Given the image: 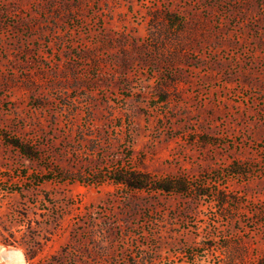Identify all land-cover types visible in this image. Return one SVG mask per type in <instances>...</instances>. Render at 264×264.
I'll list each match as a JSON object with an SVG mask.
<instances>
[{
  "label": "rangeland",
  "instance_id": "rangeland-1",
  "mask_svg": "<svg viewBox=\"0 0 264 264\" xmlns=\"http://www.w3.org/2000/svg\"><path fill=\"white\" fill-rule=\"evenodd\" d=\"M263 255L264 0H0V264Z\"/></svg>",
  "mask_w": 264,
  "mask_h": 264
},
{
  "label": "trees",
  "instance_id": "trees-1",
  "mask_svg": "<svg viewBox=\"0 0 264 264\" xmlns=\"http://www.w3.org/2000/svg\"><path fill=\"white\" fill-rule=\"evenodd\" d=\"M9 144L13 145L19 151L28 155L29 150L22 146L18 141H9ZM116 184L123 185L129 190H145L150 189L156 192L163 193H178L185 192L191 186L184 179L181 178H167V179H154L150 176L142 173H119L111 178ZM203 192L201 195H205ZM257 264H264V255L260 258Z\"/></svg>",
  "mask_w": 264,
  "mask_h": 264
},
{
  "label": "bare ground",
  "instance_id": "bare-ground-1",
  "mask_svg": "<svg viewBox=\"0 0 264 264\" xmlns=\"http://www.w3.org/2000/svg\"><path fill=\"white\" fill-rule=\"evenodd\" d=\"M11 252H12V251H11ZM16 256H17V255H16ZM10 257L13 259V260L11 259L12 262L15 261V260H14L15 256H10ZM16 261H17L18 263H22V257H21V258L18 257ZM16 261H15V263H14V262H13V263L16 264V263H17Z\"/></svg>",
  "mask_w": 264,
  "mask_h": 264
}]
</instances>
